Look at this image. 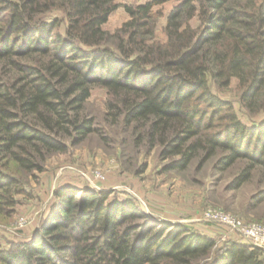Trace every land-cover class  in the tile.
Masks as SVG:
<instances>
[{
    "label": "trees",
    "instance_id": "trees-1",
    "mask_svg": "<svg viewBox=\"0 0 264 264\" xmlns=\"http://www.w3.org/2000/svg\"><path fill=\"white\" fill-rule=\"evenodd\" d=\"M166 1L124 4L129 18L110 31L117 0H0V158L43 171L71 144L106 139L86 110L100 85L103 123L121 126L136 146L158 147L165 169L197 157L201 166L215 158L217 170L238 165L228 187L258 174L250 206L264 201V119L243 121L210 84L236 79L242 104L264 110V0H175L162 41L154 6ZM0 167L1 208L14 205L18 180ZM0 264H264V250L240 240L217 246L133 198L62 185L32 238L0 249Z\"/></svg>",
    "mask_w": 264,
    "mask_h": 264
},
{
    "label": "rangeland",
    "instance_id": "rangeland-1",
    "mask_svg": "<svg viewBox=\"0 0 264 264\" xmlns=\"http://www.w3.org/2000/svg\"><path fill=\"white\" fill-rule=\"evenodd\" d=\"M117 1L120 6L104 24V28L110 31L129 18L124 4L148 0ZM175 3V0H169L154 6L155 11L161 12L156 30L159 40L166 39L164 26ZM51 14L62 17L58 10ZM61 30L64 31V25ZM210 84L216 94L233 103L243 121L257 125L264 119V110L253 113L242 104L241 89L236 79L226 87H219L212 78ZM106 98V89L93 85L86 102V110L98 119L106 139L94 133L76 145L71 144L66 152L51 155L43 171L27 173L0 158L2 171L10 170L18 180L11 192L14 205L3 203L0 208V249L32 238L55 201V190L62 185L110 190L112 196L133 198L158 220L187 224L214 237L217 246H223L230 240L255 245L230 225L211 219L208 213L221 210L244 222L264 224V201L255 207L250 206L252 194L262 186L258 174L241 186L230 189L228 185L237 174L238 165L217 170L215 158L201 166L200 157H197L186 169H165L167 160L160 158L158 147L148 150L146 146H136L134 137L123 131L121 126L103 123Z\"/></svg>",
    "mask_w": 264,
    "mask_h": 264
},
{
    "label": "built area",
    "instance_id": "built-area-1",
    "mask_svg": "<svg viewBox=\"0 0 264 264\" xmlns=\"http://www.w3.org/2000/svg\"><path fill=\"white\" fill-rule=\"evenodd\" d=\"M100 175V174H98ZM208 216L222 222L234 230H238L246 239L256 246L264 248V224L256 221L244 222L237 216L221 210H210Z\"/></svg>",
    "mask_w": 264,
    "mask_h": 264
}]
</instances>
